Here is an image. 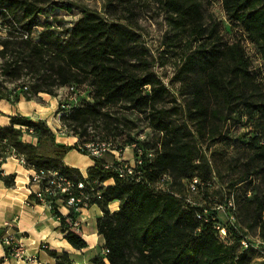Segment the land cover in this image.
<instances>
[{
  "label": "trees",
  "instance_id": "16d2710c",
  "mask_svg": "<svg viewBox=\"0 0 264 264\" xmlns=\"http://www.w3.org/2000/svg\"><path fill=\"white\" fill-rule=\"evenodd\" d=\"M161 1L168 12L192 30L199 42L184 65L187 74L180 79L188 94L193 96L190 117L202 123L207 120V90L218 94L229 107L238 101V107L244 108L248 120L254 121L256 115H260L256 122L259 130L248 144L246 166L248 175L258 176L264 185V104L260 99V86L249 72L246 51L239 42L232 45L224 43L219 25L206 23L202 0ZM0 6L7 11L17 8L23 11L24 31L28 35L27 39L21 40L17 59L7 64V70L13 71L18 78L23 69L20 63L25 62L31 69L39 63L38 71L44 74L39 85L32 87L34 95L45 92L58 97L59 90L67 88V85L81 88L86 84L90 86L93 99V103L89 99H81L80 108L72 115L62 117L65 126L73 128L79 137L75 146L57 144L52 156L41 155L39 148L43 138L55 139L52 130L45 120L34 121L17 115L12 116L10 126H0V151L15 149L36 169H59L80 181L82 172L66 166L64 155L88 141L83 137L90 135V122L103 116L109 119L110 108L127 104L130 109L149 112L151 127L160 134L156 141L148 138L138 141L137 136L121 146L124 148L138 142L144 152H155L151 163L146 154L143 156L145 163L140 183L121 180L113 170L102 168L101 160H96L89 171L91 181H115L113 186L103 189L102 199L97 204L103 210V215L97 220L98 234L104 238L108 253L93 258L91 264H244L250 251L243 252L240 246L241 239L247 235L245 231L231 228L232 241L226 245L216 229L226 225L218 218V205L215 208L208 203L196 206L180 195L181 189L186 187L185 181L189 184L198 178L197 192L202 193L210 204L212 170L188 126L171 122L170 111L159 108L165 100L167 88L152 72L139 62L136 64L141 60L137 34L121 23H109L96 13L83 11L82 17L64 33L47 23L38 42L34 43L32 30L39 23L38 16L43 13L38 4L29 0H0ZM222 6L227 17L243 27L264 59V0H222ZM2 26L0 21V28ZM9 32L13 33L12 30ZM10 45L11 42H3L0 54L5 56ZM217 113V110L212 111L214 117ZM17 126L31 129L30 134L38 144H24L21 141L24 131ZM78 128L83 133L78 132ZM134 153L138 155L136 151ZM5 157L0 153V180L6 186L14 187L16 174L7 176L1 169ZM164 175L172 179L167 191L156 188L159 178ZM114 201L119 202V210L112 213L108 206ZM247 202L250 207L256 206L258 227L264 240V199L253 190V198ZM225 204L228 207L229 204ZM52 212L54 217L60 218L69 244L77 250L86 248V242L72 231L67 221L78 215L72 211L63 216L55 208ZM49 254L56 259V264H73L68 253L59 255L50 251Z\"/></svg>",
  "mask_w": 264,
  "mask_h": 264
},
{
  "label": "rangeland",
  "instance_id": "374dc122",
  "mask_svg": "<svg viewBox=\"0 0 264 264\" xmlns=\"http://www.w3.org/2000/svg\"><path fill=\"white\" fill-rule=\"evenodd\" d=\"M29 1L38 4L43 11L38 16V25L32 30L31 37L34 43L38 42L40 33L47 23L56 27L58 32L64 33V30L71 28L82 17L83 11L96 13L109 23H121L137 34L139 41L137 50L141 60L136 61V64L139 62L144 66V69L152 72L155 78L167 88L165 100L159 108L170 111L171 122L185 123L188 126L194 136V141L202 150L206 163L212 170L213 186L209 192L210 204V201H206L202 193L188 192L186 181V187L181 189L182 194L180 195L196 206L206 203L213 208L217 205L222 206L223 209L218 210V218L224 224L229 221V214H233L237 221V231H245L251 243L256 247L259 246V248L255 247L247 252L244 264H264V240L261 238V231L258 227L256 206L250 207L247 202L249 198H253V190L260 198L264 199V185L258 176L248 175L246 166L248 144L259 130L256 122L260 115H256L254 121L248 120L244 108L238 107V101L229 107L225 105L222 98H219L218 94L207 90L206 103L209 108L207 120L202 123L196 118L190 117L193 96L188 94L180 79L187 74L184 65L194 54L199 44L192 30L187 25L181 24L176 15L168 12L161 0ZM202 11L205 13L207 24L219 25V33L224 43L232 45V43L239 42L243 46L249 59V72L260 86V99H263L264 104V59L261 51L250 41L243 27L227 17L222 0H202ZM0 21L3 22V26L0 28V52L3 50V42H11L9 52L5 56L0 54V100L19 103L21 100L30 99L37 103L38 112L36 111V113H39V117L47 118L45 121L49 123L48 127L55 137L54 141H51L50 138H43L39 153L52 156L55 152V145L58 144L57 137H78L74 133V129L69 127L63 135L62 125L65 126L66 122L62 117L60 122L58 121L60 117L58 114L60 100L58 98L61 95L63 99H67L70 93L68 89H61L58 92V97L45 92L34 95L32 87L39 85L44 74L40 70L38 71L39 63H35L32 69L26 67L25 62L20 63L23 69L18 78L15 77L16 74L13 71L7 70V64H12L17 59V52L22 47L23 33L26 34L23 11L18 8L7 11L5 7L0 6ZM9 30H12L13 33H10ZM191 74L194 76L193 73ZM25 86L29 88L27 93L23 95L15 93L20 92ZM79 91L80 99L86 98L90 103H93L89 85L84 84ZM235 107L237 109L232 111L231 109ZM214 110L218 112L216 117L212 114ZM108 112L109 119L103 116L90 122V133L93 134H86L83 139L114 140L119 146H124L129 140L141 134L154 141L160 137V134L151 127L149 112L130 109L127 104L114 106ZM17 115L20 116V114ZM82 131L81 128H78V132ZM29 136L31 135L23 133L21 141L24 144H27V141H32ZM33 139L35 140L32 142L37 145L38 140ZM124 153L125 158L133 156L130 149H125ZM73 156L75 155L70 154L67 161H72ZM106 160H112L111 156H106ZM229 201L234 205L232 211L225 204V202L228 204ZM227 241L230 243V240L227 239Z\"/></svg>",
  "mask_w": 264,
  "mask_h": 264
},
{
  "label": "crops",
  "instance_id": "0c3cea01",
  "mask_svg": "<svg viewBox=\"0 0 264 264\" xmlns=\"http://www.w3.org/2000/svg\"><path fill=\"white\" fill-rule=\"evenodd\" d=\"M36 111L38 112L37 103L33 100H21L19 103L0 100V126H10L12 116L17 114L28 116L32 120L47 119L39 117ZM29 137L32 141L35 140ZM32 141L27 142L36 145ZM56 142L69 147L75 146L79 141L77 136H62L57 137ZM70 154L75 156L68 162ZM64 156L63 163L66 166L79 169L83 174L95 165V161L90 156L80 154L77 149H71ZM1 169L4 175L16 174V179L14 187L6 186L4 181L0 180V264H56V259L49 254L50 251L59 255L68 253L73 264H91L93 258L105 255V241L98 234L97 224V220L103 215L101 207L93 206L83 212L79 235L86 242L87 247L77 250L65 239L66 232L63 231L61 222L56 220L53 212L30 198L28 183L32 172L13 159L6 160ZM108 184L113 186L115 181L109 180ZM118 208V201L108 206L112 213L118 211ZM59 211L63 216L69 215L66 209ZM6 232L15 234L17 240L24 244L26 254L33 257L32 262L25 263L7 256V247L1 242ZM42 244H47L48 248L42 250Z\"/></svg>",
  "mask_w": 264,
  "mask_h": 264
},
{
  "label": "built area",
  "instance_id": "2783aa9c",
  "mask_svg": "<svg viewBox=\"0 0 264 264\" xmlns=\"http://www.w3.org/2000/svg\"><path fill=\"white\" fill-rule=\"evenodd\" d=\"M25 39L28 38L27 34L23 33ZM67 89H71L70 98L63 99V97L58 98V114L59 122L60 118L65 116L68 117L81 106L80 91L77 86L67 85ZM29 88L27 86L22 87L20 92H15L18 94H25ZM24 131V133H32L31 129L17 126ZM63 135L68 128L62 125ZM62 130V129H61ZM90 133V127L88 128ZM93 134V133H90ZM138 141L146 140L144 135H138ZM6 142V141H4ZM125 149H130L133 153L132 158H125ZM78 151L81 154L90 156L94 161L101 160L102 168L105 170H113L118 177L123 181H134L140 183L143 181V165L145 163L143 156L146 154L148 161L151 163L155 157L154 151H146L138 145V142L133 143L130 146L121 148L114 140H101L99 138L88 140L83 144H78ZM138 155L135 156V152ZM6 155V160L13 159L16 160L20 165L24 166L32 173L29 178V196L37 204L45 205L51 212L53 208L57 211L60 209H66L69 211V214L74 211L78 215L77 218H68V224L70 225L72 231L80 234L81 232V223H82V214L89 208L93 206H98V202L102 199V191L104 188L108 187V181H91L89 179V171L87 173H82L83 179L80 181L74 180L67 181L64 177V173L59 170H50V169H36L33 166H30L27 162V159L22 155L17 153L14 149L6 148L4 151H0ZM110 155L112 160H106V156ZM1 159V158H0ZM113 181V180H112ZM172 182V179L169 175H164L159 178V181L156 183V188L158 190L167 191L168 184ZM200 185V180L198 178L194 179L188 184V191L192 194H197L198 187ZM189 202V201H188ZM193 204V203H192ZM228 209L230 211L234 210V205L229 201ZM217 210L223 209L222 206H218ZM60 212V211H59ZM62 214V213H61ZM59 222L60 218L55 217ZM229 221L224 227L217 226L216 229L219 233L220 240L227 244H230L231 228L237 230V221L234 218L233 214H229ZM231 229V231H230ZM230 240V243H228ZM1 242L6 245L8 248V256L17 261H23L25 263L32 262L33 257L26 254L24 244L17 240L15 234L5 233L1 239ZM240 246L242 251H248L256 247L247 237V235L241 239ZM42 250L48 248L47 244L41 245ZM256 248H259L257 246ZM105 254L108 253L107 250L104 251Z\"/></svg>",
  "mask_w": 264,
  "mask_h": 264
},
{
  "label": "bare ground",
  "instance_id": "6f19581e",
  "mask_svg": "<svg viewBox=\"0 0 264 264\" xmlns=\"http://www.w3.org/2000/svg\"><path fill=\"white\" fill-rule=\"evenodd\" d=\"M65 89L67 90V88H65ZM68 91H69L70 94L67 96V98H70V96H71V89H68ZM64 177L66 178L67 181L74 180V178H73L72 176L70 177L69 175H67V174H65V173H64ZM236 211H237V210H236ZM236 211H235V212H236Z\"/></svg>",
  "mask_w": 264,
  "mask_h": 264
}]
</instances>
